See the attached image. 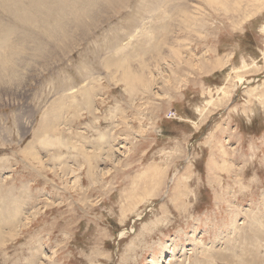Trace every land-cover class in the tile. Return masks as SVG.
<instances>
[{
    "label": "rangeland",
    "instance_id": "obj_1",
    "mask_svg": "<svg viewBox=\"0 0 264 264\" xmlns=\"http://www.w3.org/2000/svg\"><path fill=\"white\" fill-rule=\"evenodd\" d=\"M98 1L8 25L0 264H264V0Z\"/></svg>",
    "mask_w": 264,
    "mask_h": 264
},
{
    "label": "bare ground",
    "instance_id": "obj_2",
    "mask_svg": "<svg viewBox=\"0 0 264 264\" xmlns=\"http://www.w3.org/2000/svg\"><path fill=\"white\" fill-rule=\"evenodd\" d=\"M140 1H141L139 3V4H141L140 6H143V8H144L145 2H143L142 0H140ZM154 2L156 4H158L159 0H155ZM155 3H154V5L146 6L144 9L146 11L147 10H153V9L157 10L158 7L156 6ZM33 4L38 6L37 9L42 6V8H40L41 15L43 14V15L47 16L48 18L52 19V20H55L58 17H62V25L60 24L61 25L60 29L56 25V23L55 24L53 23L52 27L49 26L50 28L46 27V29L42 30L41 33L46 35L47 38H48V35H50L52 33L54 34V36H58L60 31H64V33L65 32L68 33L69 31H66V28L70 29L69 26L70 25L73 26V24L75 22V19H83L82 17H84L86 15L93 16L96 13H98L100 11V9H101L98 0H0V10L5 9L8 13H11V14H13L12 12L15 13V15L12 16L11 18L7 15L10 18L9 19V23L10 24L2 23V22H4V21H2L3 18H0V83L1 82L4 83L5 87H8L11 84H14L15 81H16L15 79H17V78H15L16 77V69L7 66L4 63V57H3L2 52L3 51L4 52L11 51L16 43H20L21 45H23L25 42H28L27 40L29 39V35H22L25 32V31H22V30L23 29L25 30L24 27L27 26V23H28L29 20H31V19H32V21L35 20V18L34 19L32 18V15H35V14L38 13V12L37 13L34 12L36 8L33 6ZM0 15L1 16H6V15H3V14H0ZM38 15H39V13H38ZM73 17H76V18L74 19V21H71V18H73ZM94 18L92 17V19H94ZM45 21H47V19ZM33 22H35V21H33ZM11 24H15V27L17 26V27L22 29L21 31H20V29L15 31L17 33V36H16L15 40H13V41H9V37L13 34V31H12L11 27L8 26V25H11ZM132 26H134V25L132 24ZM76 27H75V29L78 30V27H81V26H78L77 28ZM54 28H56V29H54ZM72 28L73 27H71V29ZM33 30H35V29H33ZM84 30H82V31L80 30V31L83 33ZM129 32L130 31H128V33ZM128 33H122L121 34V32H118L117 30H116L115 33H112V34L110 33L114 37L113 38L109 37L110 41L107 40L109 43L107 42V45H106L107 47L106 46L105 47L108 50H110V52L111 51L113 52L114 50H117L121 46V43L125 39L128 38L127 37V36H129ZM31 34H35V33H31ZM60 34H62V32ZM69 34L70 33H68L67 35H69ZM49 40L51 41V39H49ZM47 41L48 40H46V42ZM50 43H53V42H50ZM46 44H48V43H46ZM54 48H55V46H54ZM106 52H109V51H106ZM85 68H87V67H85ZM85 70H87V69H85ZM4 72H8L9 73V76H8V74H6L8 76V78L6 80H5V77L3 76ZM18 72H20V71H18ZM21 79H23V78H21ZM18 80H19V77H18ZM18 80H17V82L19 84L20 80L19 81ZM59 119L60 118H58V120ZM16 216H17V214H16Z\"/></svg>",
    "mask_w": 264,
    "mask_h": 264
}]
</instances>
